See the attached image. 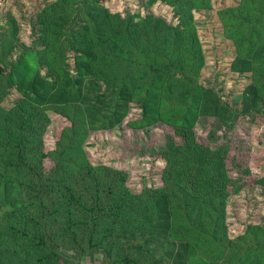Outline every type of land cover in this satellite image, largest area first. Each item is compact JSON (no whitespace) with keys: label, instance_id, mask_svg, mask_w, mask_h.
Listing matches in <instances>:
<instances>
[{"label":"trees","instance_id":"trees-1","mask_svg":"<svg viewBox=\"0 0 264 264\" xmlns=\"http://www.w3.org/2000/svg\"><path fill=\"white\" fill-rule=\"evenodd\" d=\"M107 1L12 0L0 17V264L92 252L99 264H264V170L235 131L264 118V0L217 11L213 34L235 50L227 69L246 77L239 102L201 78L195 18L211 0ZM201 118L220 134L198 136ZM123 124L172 129L154 152L159 185L134 192L124 170L90 159Z\"/></svg>","mask_w":264,"mask_h":264},{"label":"rangeland","instance_id":"rangeland-1","mask_svg":"<svg viewBox=\"0 0 264 264\" xmlns=\"http://www.w3.org/2000/svg\"><path fill=\"white\" fill-rule=\"evenodd\" d=\"M231 2L232 0H211L213 10L204 15H196L195 19L198 23V32L203 48L206 51V66L201 76L203 82L215 83L218 87L223 88L222 96L224 98H229L230 102H239L242 89L246 84V77L230 74L227 69L232 56L235 54L233 43L231 40L224 39L222 35L213 34V32L219 33L222 29L217 11L228 6ZM12 3V0H6L2 5L0 2V17L10 12V4ZM105 4L112 10L115 7L122 8L126 5V1L108 0ZM25 6L23 10L28 9L29 12L33 10L30 4L26 3ZM18 19V22L22 24V29L27 28L26 22L22 21L21 17ZM27 60L33 63L34 57L28 56ZM53 119L57 121L56 117ZM261 121L250 123L246 118L239 119L235 124L237 140L242 143L241 150L247 158L249 157L252 168L256 170L254 172L259 171L261 167L264 170V156L258 152L262 148L258 144L264 138V118ZM211 130L218 132V134L222 130L219 122L213 118H201L195 127V132L200 137H205ZM55 131H57L56 127L47 131L45 135L47 147L52 146V138L57 133ZM170 133H172V129L167 126L154 127L144 132L130 130L123 124L119 129L102 134L96 145L86 148V151L93 162L107 161L111 166L124 170L128 174L130 189L138 192L144 186L159 185L157 182L158 168L161 163L154 160V152L164 143L166 136ZM251 146L254 150L250 149ZM249 152L250 156L247 155ZM45 166H49L48 161H45ZM243 218L244 215H240L238 222L242 223ZM76 258L78 259V257ZM79 260L83 264H99L100 254L92 252Z\"/></svg>","mask_w":264,"mask_h":264}]
</instances>
